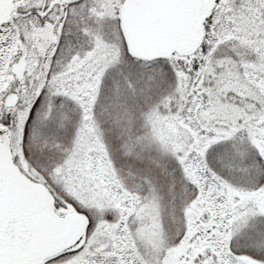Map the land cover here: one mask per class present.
Listing matches in <instances>:
<instances>
[{
    "label": "snow or ice",
    "instance_id": "1",
    "mask_svg": "<svg viewBox=\"0 0 264 264\" xmlns=\"http://www.w3.org/2000/svg\"><path fill=\"white\" fill-rule=\"evenodd\" d=\"M0 264H264V0H0Z\"/></svg>",
    "mask_w": 264,
    "mask_h": 264
}]
</instances>
